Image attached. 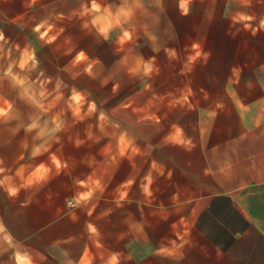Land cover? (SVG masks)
<instances>
[{
	"label": "rangeland",
	"instance_id": "obj_1",
	"mask_svg": "<svg viewBox=\"0 0 264 264\" xmlns=\"http://www.w3.org/2000/svg\"><path fill=\"white\" fill-rule=\"evenodd\" d=\"M255 1L224 12L206 1L13 0L0 30V264H17L12 203L51 193L78 205L107 195L110 176L124 179L140 108L156 110L178 81V44L220 49L229 66L264 65V0ZM86 205L103 234L113 228L106 202Z\"/></svg>",
	"mask_w": 264,
	"mask_h": 264
},
{
	"label": "crops",
	"instance_id": "obj_2",
	"mask_svg": "<svg viewBox=\"0 0 264 264\" xmlns=\"http://www.w3.org/2000/svg\"><path fill=\"white\" fill-rule=\"evenodd\" d=\"M187 1L212 11L258 8L255 0ZM12 2L0 0V30ZM34 2L46 8L52 0ZM177 53L178 81L156 110L151 101L140 108L128 173L109 177L107 195L70 199L73 206L51 193L12 203L17 264H149V255L155 264H264V65L229 66L225 52L191 40ZM90 199L115 215L105 234Z\"/></svg>",
	"mask_w": 264,
	"mask_h": 264
},
{
	"label": "built area",
	"instance_id": "obj_3",
	"mask_svg": "<svg viewBox=\"0 0 264 264\" xmlns=\"http://www.w3.org/2000/svg\"><path fill=\"white\" fill-rule=\"evenodd\" d=\"M67 203H68L70 206H73V202H72V201L69 200Z\"/></svg>",
	"mask_w": 264,
	"mask_h": 264
}]
</instances>
